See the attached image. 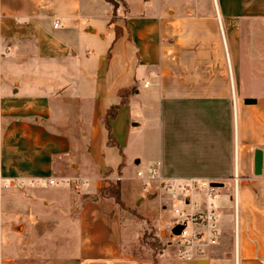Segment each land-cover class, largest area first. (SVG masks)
I'll list each match as a JSON object with an SVG mask.
<instances>
[{"label": "crops", "instance_id": "obj_1", "mask_svg": "<svg viewBox=\"0 0 264 264\" xmlns=\"http://www.w3.org/2000/svg\"><path fill=\"white\" fill-rule=\"evenodd\" d=\"M105 3L89 23L79 0H0V264H121L127 212L100 191L119 175L170 220L171 196L123 194L151 169L218 212L217 242L169 264H264V0Z\"/></svg>", "mask_w": 264, "mask_h": 264}, {"label": "rangeland", "instance_id": "obj_2", "mask_svg": "<svg viewBox=\"0 0 264 264\" xmlns=\"http://www.w3.org/2000/svg\"><path fill=\"white\" fill-rule=\"evenodd\" d=\"M115 1L118 6L124 7V0ZM143 1L144 0H126V3L134 8ZM106 6L105 0H79L78 14L84 17L89 15V23H91L94 22V19L97 20L103 15ZM124 93V96L128 95L129 91ZM137 148V145L131 147L127 150L128 154L131 156L133 154L132 151ZM136 169H138V167ZM117 174H119V172H117ZM133 174H135V171ZM138 177L140 178L139 184L135 180H123V194H125L126 197H130L131 195L134 197V193H137V189H141L144 194H148L149 192L152 194L154 193L155 196L157 195L156 199L160 198L163 194L164 196H171L168 198L171 203L172 195L166 190L167 184L161 181L159 176L145 177L143 174L142 176L138 175ZM116 182L120 183L119 175L116 176V179L110 181L108 185L110 183L115 184ZM175 187H178V185ZM179 187V197L187 201V199L183 198V194L181 193V190H184L183 186L179 185ZM233 199H231L230 211L232 230L234 220ZM145 204L144 211L143 208L139 207L140 202L136 205L132 204L130 207L125 206L127 213L125 218H123L124 238L122 240V255L124 260L121 264H153V260H156L157 264H169L166 259H168V255L171 254H176V256L180 258L179 248L181 242L174 234L166 229V224L173 219L171 218L168 220L166 218L165 209L168 208V204L163 201L162 203L158 201L156 207L148 205L149 202Z\"/></svg>", "mask_w": 264, "mask_h": 264}, {"label": "built area", "instance_id": "obj_3", "mask_svg": "<svg viewBox=\"0 0 264 264\" xmlns=\"http://www.w3.org/2000/svg\"><path fill=\"white\" fill-rule=\"evenodd\" d=\"M59 20L56 19L53 23L54 27L58 26ZM150 177H154L156 174L155 170L151 169L148 171ZM137 175L142 176V172H137ZM49 183H54V180L50 179ZM18 185H22L19 182ZM85 185V182H82ZM186 187L183 185V188ZM166 190L171 193V205L174 213L172 221L166 224V229L172 234L173 230L179 227L178 234H174L179 241L181 246L179 248V255L181 260L190 261V252L192 247L198 245L200 242H207L209 244H215L220 236L218 212L213 204H210L209 208L186 214L184 209L175 206L176 202L182 201L184 204L186 201L179 197L177 190L180 188L173 187V185L167 184ZM206 231V232H205ZM7 242V241H6Z\"/></svg>", "mask_w": 264, "mask_h": 264}, {"label": "trees", "instance_id": "obj_4", "mask_svg": "<svg viewBox=\"0 0 264 264\" xmlns=\"http://www.w3.org/2000/svg\"><path fill=\"white\" fill-rule=\"evenodd\" d=\"M107 2L111 3L112 8H113V14L115 13L118 4L115 0H106ZM116 36L117 33H116ZM127 91V90H126ZM125 91V92H126ZM124 92V91H123ZM125 103V99L122 98V100L120 101L119 104H116L114 106H111L107 112H106V117H105V125L109 131V143L116 145L117 143L112 139L111 133H110V127H109V123H108V119L113 118L116 114L117 109L123 104ZM124 165V160H122V162L119 164L118 166V172L122 169ZM100 196L102 198H113L114 201L121 207V208H126L124 205V202L121 199V194H120V183L116 182L115 184H109L108 186L104 187L103 189H101L100 191ZM153 264H157L156 260H153Z\"/></svg>", "mask_w": 264, "mask_h": 264}, {"label": "water", "instance_id": "obj_5", "mask_svg": "<svg viewBox=\"0 0 264 264\" xmlns=\"http://www.w3.org/2000/svg\"><path fill=\"white\" fill-rule=\"evenodd\" d=\"M246 103H254V99H245ZM261 167H262V152L260 149H255L254 151V174L259 175L261 173ZM214 185V184H212ZM179 227L175 228L173 230L174 234H178Z\"/></svg>", "mask_w": 264, "mask_h": 264}]
</instances>
